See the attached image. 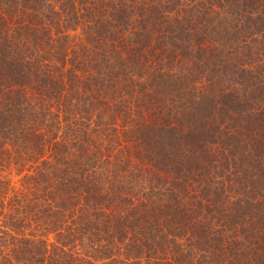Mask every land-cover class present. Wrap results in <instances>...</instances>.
Instances as JSON below:
<instances>
[{
    "label": "trees",
    "instance_id": "obj_1",
    "mask_svg": "<svg viewBox=\"0 0 264 264\" xmlns=\"http://www.w3.org/2000/svg\"><path fill=\"white\" fill-rule=\"evenodd\" d=\"M0 264H264V0H0Z\"/></svg>",
    "mask_w": 264,
    "mask_h": 264
}]
</instances>
